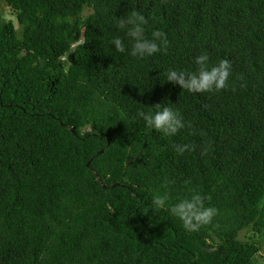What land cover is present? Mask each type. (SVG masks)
Segmentation results:
<instances>
[{"label": "trees", "instance_id": "1", "mask_svg": "<svg viewBox=\"0 0 264 264\" xmlns=\"http://www.w3.org/2000/svg\"><path fill=\"white\" fill-rule=\"evenodd\" d=\"M1 6L0 264H264V0ZM133 11L145 38L165 34L151 56L128 55ZM201 53L229 62L224 88L165 80ZM158 103L182 117L175 135L138 116ZM193 191L216 209L198 231L152 210Z\"/></svg>", "mask_w": 264, "mask_h": 264}, {"label": "clouds", "instance_id": "2", "mask_svg": "<svg viewBox=\"0 0 264 264\" xmlns=\"http://www.w3.org/2000/svg\"><path fill=\"white\" fill-rule=\"evenodd\" d=\"M144 17L133 11L124 19L118 21L119 27L125 29V37L130 45L128 55L137 58L151 56L158 50L157 41L167 43L165 34L161 31L153 32V39H147L144 35L142 24ZM114 49L117 52L126 51L125 42L120 37L112 40ZM196 68L194 71H177L169 69L165 73V80L174 84H179L182 88L190 92H207L220 90L225 87V83L230 74V65L227 60L221 59L218 63H210L209 55L201 53L195 58ZM138 116L143 119L149 128L160 131L166 135H175L184 128V122L180 114L168 104H156L154 111H139ZM188 145H180L177 151L183 152ZM152 210L158 211L167 208L170 214L181 222L183 228L188 232H195L203 224H207L215 215L216 209L204 207L202 197L198 192L193 191L189 197L180 199L174 204H167V196L153 195Z\"/></svg>", "mask_w": 264, "mask_h": 264}, {"label": "rangeland", "instance_id": "3", "mask_svg": "<svg viewBox=\"0 0 264 264\" xmlns=\"http://www.w3.org/2000/svg\"><path fill=\"white\" fill-rule=\"evenodd\" d=\"M0 10L3 12V14L7 15L8 18L11 17V13H10L9 8L7 6H1L0 7ZM245 233L246 232H244V231L240 233L241 238H244L245 237ZM261 247H262L261 254L264 256V237L261 238Z\"/></svg>", "mask_w": 264, "mask_h": 264}, {"label": "water", "instance_id": "4", "mask_svg": "<svg viewBox=\"0 0 264 264\" xmlns=\"http://www.w3.org/2000/svg\"><path fill=\"white\" fill-rule=\"evenodd\" d=\"M73 132H74V128H72L71 129ZM103 151H100V153H102ZM88 166H89V163L87 164ZM95 174H96V176L98 175L96 172H95ZM97 180L99 181V182H102L101 181V179L97 176ZM102 186L104 187V188H106V185L105 184H102ZM114 187H116V185H114Z\"/></svg>", "mask_w": 264, "mask_h": 264}]
</instances>
